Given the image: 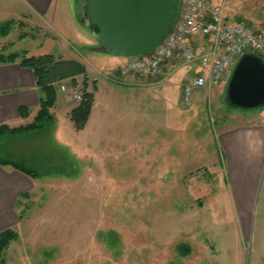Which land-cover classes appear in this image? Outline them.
<instances>
[{
  "label": "rangeland",
  "instance_id": "1",
  "mask_svg": "<svg viewBox=\"0 0 264 264\" xmlns=\"http://www.w3.org/2000/svg\"><path fill=\"white\" fill-rule=\"evenodd\" d=\"M84 4L53 0L51 7L67 15L68 37L56 35L48 19L35 18L39 28L26 29L33 38L20 43L24 30H8L14 51L30 50L23 53L28 58L58 59L63 48L84 65L88 92L94 93L93 77L101 74V92L84 132L63 129L61 146L54 145L51 129L7 145L2 157L37 176L31 178L30 196L19 201L17 239L0 253V264H264V165L250 191L247 231L218 141L239 122L229 113L252 114L264 107L230 112L221 84L195 91L183 104L182 88L199 68L178 57L160 66L168 75L145 87L143 99L132 100L126 90L112 94L105 85L126 58L91 50L97 43L80 15ZM17 7L26 5L0 0L1 13ZM230 9L255 15L248 22L264 33V7ZM62 98L58 91L54 117L61 123Z\"/></svg>",
  "mask_w": 264,
  "mask_h": 264
},
{
  "label": "crops",
  "instance_id": "2",
  "mask_svg": "<svg viewBox=\"0 0 264 264\" xmlns=\"http://www.w3.org/2000/svg\"><path fill=\"white\" fill-rule=\"evenodd\" d=\"M21 6L17 7L14 11H6L4 13L0 12V56L7 57L12 54L29 53L30 50H24L21 52L14 51L15 43H10V38L12 37V32L3 35L1 28L7 23H10V29L13 27H18L24 30L23 34H20L17 43L25 41L28 38H33L30 33L26 32V29L30 27H38V23L35 22V18L41 22L50 20V27L56 29V35L67 36L71 31H65V26H67V15L64 12L63 16L58 13L57 7H51L53 0H15ZM209 5H223V13L225 19L228 23L234 24L236 22H245L252 26L248 21L250 17L254 19L253 16H249L241 9L235 10L230 9V7H264V0H207ZM244 3V5H243ZM54 19H59L57 24H53ZM79 24V23H78ZM257 27V26H256ZM255 27V28H256ZM39 28V27H38ZM254 28V27H253ZM259 28V27H258ZM261 29V28H259ZM13 31V30H12ZM256 33L263 35L264 33L256 30ZM9 42V45L2 47V43ZM197 43L198 39L194 38L193 43ZM31 50V51H35ZM63 48H60L61 55L56 59L57 63L60 62H75L84 67L81 61L71 57L68 53H62ZM37 55V54H35ZM47 55V54H45ZM43 56V55H39ZM126 60L123 61L125 65L122 69H118L110 76L105 88L107 91L114 93L124 94V91H130L129 95L132 100L138 101L139 95L143 99L144 91L147 89L145 87L154 85L160 81V77L154 80L151 79H140L135 73L128 72L124 76L121 75V70H123L127 63ZM85 69V68H84ZM166 72L163 71V74ZM231 73V72H230ZM229 73V76H230ZM74 79L71 84L72 87L81 85L83 89L88 92L87 84L88 75L85 71L84 74L68 77L58 83L57 88L62 83L70 85V82ZM229 79V77H228ZM228 79L224 80L221 85L226 89ZM226 81V83H225ZM94 84L92 87L95 89L93 95V104L91 113L88 117L86 125L81 131H76L74 129L73 123L70 120V112L74 105L69 100V97L62 94L63 105L61 106V114L63 115V120L57 122L55 119V105L50 109V113L54 118V123L52 126H47L44 130L36 132H25L15 135H5L0 142V157L2 160L13 161L3 158L5 149L7 145L17 138H24L32 135L33 133H40L45 130L51 129L52 138L54 145L61 146L63 143L60 138L62 136L63 129L67 133H81L84 132L86 126L89 124L93 109L96 105L97 96L101 92V84L98 80L92 81ZM154 83V84H153ZM184 87V86H183ZM90 93V92H88ZM39 98L40 91L36 88L34 83L33 73L30 69L21 67L19 65V59L14 62H0V126H6L8 129H17L29 125L33 122L37 112L39 110ZM226 106V105H225ZM27 108L29 110L28 116L21 118L18 115L19 108ZM226 109L231 110L226 106ZM253 114V115H252ZM238 115L229 113L230 117L238 119V123L235 126L225 129L218 137L219 145L224 153L226 161V170L230 177L234 179L235 185L237 187L238 197L236 198L238 209L242 217V225L244 230H250L251 217L250 210L252 208V196H250V191L255 187L257 180L259 179V173L264 165V111ZM68 122V123H67ZM72 128L74 132L72 131ZM60 134V138H59ZM16 162V161H13ZM19 163V162H17ZM32 177L15 170L9 165H0V232L6 229H14L22 219V211H20V199L28 198L32 192ZM19 202V203H18ZM210 210L211 207L203 206L201 210ZM212 211V210H210ZM210 214H212L210 212ZM264 251V249L262 248ZM260 258H264V252H262Z\"/></svg>",
  "mask_w": 264,
  "mask_h": 264
},
{
  "label": "built area",
  "instance_id": "3",
  "mask_svg": "<svg viewBox=\"0 0 264 264\" xmlns=\"http://www.w3.org/2000/svg\"><path fill=\"white\" fill-rule=\"evenodd\" d=\"M194 38L198 39L197 43H193ZM243 53L264 59V36L245 22L228 23L222 4L183 0L177 22L168 36L151 52L128 58L121 75L132 72L140 79L159 78L168 75L163 74L160 66L176 57L183 64L197 63L199 73L182 88V102L188 105L195 91L218 87ZM99 76L95 74L93 80ZM59 91L74 106L82 100V84L72 87L62 83Z\"/></svg>",
  "mask_w": 264,
  "mask_h": 264
},
{
  "label": "water",
  "instance_id": "4",
  "mask_svg": "<svg viewBox=\"0 0 264 264\" xmlns=\"http://www.w3.org/2000/svg\"><path fill=\"white\" fill-rule=\"evenodd\" d=\"M84 17L96 47L114 58L141 56L156 48L171 32L183 0H85ZM231 110L264 107V60L243 53L236 60L225 89Z\"/></svg>",
  "mask_w": 264,
  "mask_h": 264
},
{
  "label": "trees",
  "instance_id": "5",
  "mask_svg": "<svg viewBox=\"0 0 264 264\" xmlns=\"http://www.w3.org/2000/svg\"><path fill=\"white\" fill-rule=\"evenodd\" d=\"M10 23H7L3 27L2 34H8ZM19 59V65L24 68H28L32 71L34 77V83L36 88L40 91L39 98V110L35 116L33 122L29 125L19 127L17 129H8L6 126H0V142L5 135H15L25 132H36L44 130L47 126H52L54 118L50 113V109L54 107L58 88L57 85L64 79L85 73V69L82 65L69 61V62H56V58L52 55H43L39 57H26L23 53L12 54L7 57L0 56V62H14ZM74 82L72 78L71 84ZM93 104V95L88 93L85 88H82V100L74 106L70 112V120L73 123L76 131H81L88 117L91 113ZM29 110L27 108H19L18 115L21 118L28 116ZM0 165H9L15 170H18L32 178L37 176L34 170H30L17 162L2 160L0 157ZM17 239V234L12 229H6L0 232V253L6 250L9 245ZM183 248V247H182ZM184 249V248H183ZM189 253V249L186 247V251H182L181 254L186 256Z\"/></svg>",
  "mask_w": 264,
  "mask_h": 264
},
{
  "label": "flooded vegetation",
  "instance_id": "6",
  "mask_svg": "<svg viewBox=\"0 0 264 264\" xmlns=\"http://www.w3.org/2000/svg\"><path fill=\"white\" fill-rule=\"evenodd\" d=\"M83 1H85V0H83ZM84 6V5H83ZM83 9H84V7H83ZM81 17H82V20L84 19L85 20V17H84V11L83 12H81Z\"/></svg>",
  "mask_w": 264,
  "mask_h": 264
}]
</instances>
